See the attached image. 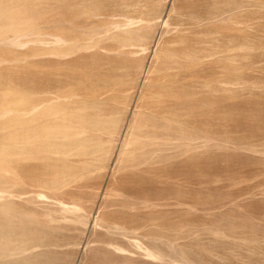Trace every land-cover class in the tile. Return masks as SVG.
Returning a JSON list of instances; mask_svg holds the SVG:
<instances>
[{"label":"rangeland","instance_id":"rangeland-1","mask_svg":"<svg viewBox=\"0 0 264 264\" xmlns=\"http://www.w3.org/2000/svg\"><path fill=\"white\" fill-rule=\"evenodd\" d=\"M0 264H264V0H0Z\"/></svg>","mask_w":264,"mask_h":264},{"label":"bare ground","instance_id":"bare-ground-1","mask_svg":"<svg viewBox=\"0 0 264 264\" xmlns=\"http://www.w3.org/2000/svg\"><path fill=\"white\" fill-rule=\"evenodd\" d=\"M140 125L141 126H144V125H146V126H148L149 127V125H148V122L147 121H143V122H141L140 123ZM155 124H153L152 126H154ZM168 125V124H167ZM131 126V125H130ZM166 130V129H165ZM60 131V130H59ZM179 134H181V133H179ZM186 135V134H185ZM142 137V135L140 134V136L139 135H137L136 136V138H135V140H138V139H140ZM182 137H183V134H182ZM168 138V139H167ZM159 140H160V142H159ZM161 140H162V142L164 143L166 140H169V137L167 136V134L166 133H164V135H162L161 137L160 136H155V137H153V138H147L145 141L144 140H142V139H140L139 140V142L140 143H142L141 145L143 146V147H149V152H155V151H158L157 149H156V146L159 144V143H162L161 142ZM171 143V142H170ZM178 143H180V141L178 142ZM177 143V144H178ZM183 143V142H182ZM165 144V143H164ZM160 146V145H159ZM164 146V145H163ZM162 148H160L159 147V150H161ZM122 148H121V151H119L118 152V154H117V158H116V162H115V164H117V162L119 161V160H121V158H122ZM71 157V156H70ZM70 160V159H69ZM114 164V165H115ZM113 165V166H114ZM62 173V172H61ZM69 177V176H68ZM58 181V180H57ZM71 181V180H70ZM67 184V183H66ZM58 193H59V191H58ZM49 194V193H48ZM50 195H52V194H50ZM54 195V194H53ZM58 194H56V196H57ZM62 196V195H61ZM58 198H59V196H58ZM59 200V199H58ZM57 200V201H58ZM61 201V200H60ZM62 202V201H61ZM56 206V205H55Z\"/></svg>","mask_w":264,"mask_h":264}]
</instances>
